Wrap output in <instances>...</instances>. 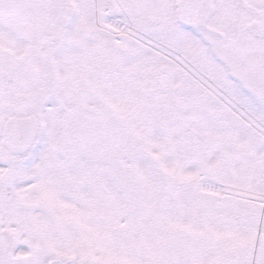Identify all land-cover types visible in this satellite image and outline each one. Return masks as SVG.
I'll list each match as a JSON object with an SVG mask.
<instances>
[{
	"label": "snow or ice",
	"instance_id": "1",
	"mask_svg": "<svg viewBox=\"0 0 264 264\" xmlns=\"http://www.w3.org/2000/svg\"><path fill=\"white\" fill-rule=\"evenodd\" d=\"M0 264H264V0H0Z\"/></svg>",
	"mask_w": 264,
	"mask_h": 264
}]
</instances>
